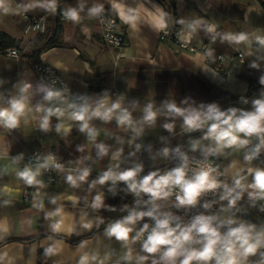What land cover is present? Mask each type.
<instances>
[{"label": "crops", "instance_id": "0c3cea01", "mask_svg": "<svg viewBox=\"0 0 264 264\" xmlns=\"http://www.w3.org/2000/svg\"><path fill=\"white\" fill-rule=\"evenodd\" d=\"M173 2L179 29L172 39L162 37V31L156 27L159 13H165V6L159 0H57L55 13L39 6L26 10V6L36 4L37 0H3L0 34L14 39L15 46L23 49V55L11 59L0 53V107H8L11 98L23 95L27 108L17 128L9 131L0 126V243L8 240L27 242L0 246V264H39L42 256L48 258L47 264H80L84 255L97 257L90 259L89 264H152L153 260L159 261V253L147 254L136 242L130 241L126 246L115 237L107 236L109 224L123 219L132 209H146L134 202L135 194L125 182L99 184L97 181L106 170L120 172L137 165L144 171L156 170L177 156L180 158L175 151L177 148L184 154L210 157L221 168V182L229 187L237 173L247 175L249 167L264 168V149L250 163L244 160L247 149H224L223 153L206 156L203 149L214 146L212 141L203 139L206 129L186 132L182 117L164 114L166 102H175L182 108L204 105L206 109L208 105L216 104L221 111L229 108L252 110V100L264 93V85L259 83V78L264 75V59L260 58L264 57V52L257 50L255 42L250 47L243 43L230 44L222 41V36L239 32L264 35L261 5L264 0ZM96 5L104 6L101 14L117 17L118 27L125 32L127 40L120 50L110 49L100 41L97 16H89L88 11ZM81 6L79 23H73L63 15L70 7ZM129 10H134L137 16L132 23L120 15L121 12L133 14ZM32 18L39 19V26L31 27ZM193 21H202L195 32L189 28ZM167 25L171 26L168 22ZM205 25H214L215 32H207ZM45 29H49L51 35L57 31L59 43L41 51L38 61L53 66L70 91L67 95L60 87L53 89L60 91L62 97L51 102L44 100L26 55L27 42ZM212 36L216 41L202 48ZM184 37L189 39L185 41ZM180 41L188 42L196 49L191 52L183 48ZM238 54L243 56V62L239 61ZM216 55L224 58L222 71L216 69ZM253 62L259 67H251ZM26 84L31 87L22 93ZM101 100H106L109 105L120 101L142 128L140 135L126 125H119L115 116L110 121L95 117L89 121V127L96 133L94 138L88 132L80 131L82 122L69 118L71 109L68 105L87 102L95 106ZM149 103L159 114L154 124H141ZM37 106L42 109L60 107L65 116L59 119L52 116L49 129L42 130L40 121L45 113L37 112ZM166 123L174 124L172 131L164 128ZM57 124L70 131L65 133L62 128L57 132ZM193 141H200V147L193 150ZM256 143L258 140L252 138L248 147ZM100 145L107 154L101 153ZM137 145H140L139 150ZM38 148L53 152L63 169L50 183L39 168L37 180L41 183L29 186L17 173L25 168L22 160L26 153ZM165 148L169 149L167 156L163 154ZM117 152L120 153L118 157ZM85 171L88 176L79 180ZM69 176L76 179L75 186L68 181ZM143 176L144 172L138 179ZM250 182L249 176L245 183ZM249 191L251 189L231 207L227 199L221 200L219 217L253 224L260 231L264 229V216L247 209V204L253 201ZM223 194L224 189L220 188V196ZM97 195L103 198L99 208L93 207ZM145 218L136 223L131 236L140 230ZM56 225L59 227H54ZM94 230L97 231L89 236ZM77 240L80 241L71 243ZM49 248L53 249L51 253L47 251ZM128 252L132 255L130 260L124 259ZM262 253L264 248L258 249L255 255L247 258L246 264H264ZM141 256L149 258L141 261Z\"/></svg>", "mask_w": 264, "mask_h": 264}, {"label": "clouds", "instance_id": "9594fccd", "mask_svg": "<svg viewBox=\"0 0 264 264\" xmlns=\"http://www.w3.org/2000/svg\"><path fill=\"white\" fill-rule=\"evenodd\" d=\"M2 4L3 0H0V6ZM36 6L55 13L57 0H37L36 4L26 6V10ZM82 10V6L79 8L70 7L64 11L63 15L73 23H79ZM88 11L89 16H98L104 11V6L96 5ZM129 11L133 14L125 15L121 12L120 15L126 22L132 23L137 19V16L134 14V10ZM166 17V13H159L156 22L158 30L167 29ZM201 24L202 21H193L189 25L191 32H195ZM205 29L209 33L215 32L214 25H205ZM183 39L187 41L189 37H184ZM222 41L236 45L243 43L249 47L255 42L258 46L257 50L264 52V35L246 32L228 33L222 36ZM208 55L211 56V51L208 52ZM260 58L264 59V57ZM250 66L253 68L259 67L255 62ZM259 83L264 85V75L259 78ZM30 87L31 85L26 84L21 89V92H25ZM39 90L44 93L45 101L51 102L62 97L60 91L52 90L51 88L41 87ZM25 100L26 97L23 95L19 98L13 97L8 101V107H0V126L8 129H15L19 126L20 119L27 108ZM243 102L247 103L248 101L243 100ZM68 107L71 109L69 118L82 122L80 131L88 132L92 138L95 137L96 133L94 129L89 127V121L94 117L103 121H110L115 116L119 125H126L131 128L137 136L142 131L140 125L133 120L131 112L123 108L120 101L109 105L106 100H101L95 106L87 102L79 105L71 103ZM164 109H166L165 115L183 118V129L186 132L206 129L203 139L210 140L214 144V146L203 149L206 156L223 153L224 149H247L244 160L250 163L264 149V93L261 94L260 98L252 100L251 111L237 108L221 111L216 104H210L206 109L204 105H201L200 108H182L178 107L175 102H166ZM36 111L45 113L40 121V128L45 131L49 129L52 116L57 117V119L65 116L64 109L60 107L42 109L37 106ZM158 114V111L154 110L153 105L149 103L144 109L143 120L140 123L154 124ZM62 128L65 133L70 131V128L62 124L56 125L57 132H60ZM164 128L172 131L174 124L166 123ZM252 138L258 140V143L249 148ZM99 147L102 154H107V150L103 145ZM136 147L139 150L140 145ZM198 147H200V141H193L192 149L195 150ZM175 151L181 156L184 163L164 174L153 171L138 179L143 167L137 165L120 172H113L110 169L97 181L101 185L107 181H112L113 183L117 181L125 182L128 189L137 197L141 193L147 194L149 200L145 203L151 205L147 211L132 209L130 214L123 219L109 224L106 230L107 236L115 237L127 246L130 241L134 243L141 240L144 233L148 232L146 239L142 243V251L147 254H160L159 261L153 260L152 264H246L249 256L255 255L258 249L264 248V229L257 231L256 226L253 224L239 222L232 218L222 219L216 215L203 214L195 216L190 224L182 225L179 217L171 213H161L159 211L160 205L156 202L166 200L173 194V190H178L175 207H194L202 194L214 192L219 188L224 189L221 200L227 199L230 207L234 206L248 189H251L248 192L251 200H264V168L249 167L247 175L237 173L232 186L229 187L217 179V176L213 174L215 169L212 167L200 168L189 176L186 163L187 156L180 152L179 148ZM163 154L167 156L169 149H163ZM119 155L120 153L117 152L116 157ZM49 163L51 161L46 159L35 171L25 167L17 173V176L29 186L40 184L41 181L37 180V176L40 174L39 168H46ZM55 166L57 168L60 167V165ZM87 176L88 172L85 171L78 179L83 181ZM249 176L251 177V182L245 183ZM67 179L75 186L76 179L72 176ZM102 203V196L97 195L93 207L99 208ZM136 203L139 205L140 201L137 200ZM204 207L209 208L210 205L205 204ZM145 217L155 221L154 227L149 231V225L146 223L142 229L136 232L135 236H131L130 234L134 231L136 223ZM54 227L58 228L59 226L56 225ZM85 227H91V225H85ZM221 229L226 230L221 231ZM47 251L51 253L53 249L49 248ZM261 255H264V253ZM148 258V256L139 257L141 261ZM90 259L96 260L97 257L92 256L90 258L88 255H84L80 258V264H89ZM124 259H132L131 252H128Z\"/></svg>", "mask_w": 264, "mask_h": 264}, {"label": "built area", "instance_id": "2783aa9c", "mask_svg": "<svg viewBox=\"0 0 264 264\" xmlns=\"http://www.w3.org/2000/svg\"><path fill=\"white\" fill-rule=\"evenodd\" d=\"M97 23L99 26V36L100 41L108 48L110 49H116L120 50L124 47L126 44V34L125 32L118 27L117 17L115 15L109 14V13H103L97 16ZM31 27L39 26V19L38 18H32L30 20ZM162 37L164 38H175L177 33H174L171 26H168L167 29L163 30L161 32ZM212 36L207 39L205 43L202 44V48H205L208 44L214 43L216 41L213 39ZM180 44L183 48H187L189 51H194L196 49L195 46L192 44H189L188 42L180 41ZM6 57L11 59L19 58L22 55L21 49L18 46H13L10 48L5 49L2 52ZM238 59L240 62H243V56L241 54H238ZM209 58V56H207ZM215 59L218 61L216 65V69L219 71H222V62L224 60L222 55H216ZM36 79L41 87L44 88H51L52 90L60 87L62 88L67 95H70V91L67 87L66 82L61 77L60 73L51 65L45 63L44 61H38L37 63L33 64L31 66ZM6 128V127H5ZM9 131H12L13 129H8ZM187 156V168H188V175L191 176L195 171H198L200 168H207L212 167L215 169L214 175L217 176L218 180H222V171L218 164L213 162L210 157H201L199 155L195 154H185ZM50 160L51 163H49L48 167L46 168H40L43 172V175L45 179L48 182H53L56 178L57 173L63 169L62 164L58 157L53 152H44L41 148H38L32 152L26 153L22 160V164L25 167H29L31 169L39 167V165L43 164L45 160ZM184 161L182 160L181 156L177 162L176 167L180 166ZM55 165H60L59 168H57ZM109 170H106L107 172ZM153 169L143 170L141 173H139V177L143 175V172L145 175L149 174L150 172H153ZM103 172V174L105 173ZM178 190H173V194L167 198L166 200H160L156 203L160 205L159 211L161 213H171L174 216H177L180 218V222L182 225H188L191 223L192 219L197 215H216L219 216V207L221 204V196H220V188L217 189L214 192H206L202 194L198 200V203L194 207H186V208H177L175 207L176 204V194ZM137 200H142L143 205L147 210L151 207V205L146 204L145 202L149 200V196L145 194L143 197L136 195L134 196V202ZM209 204V208H205L204 205ZM247 209L250 211H254L257 214L264 216V200L261 202H249L247 204ZM149 225V231H151V228L154 227L155 221L151 218L146 217L143 221L141 228H143L144 224ZM175 226V225H173ZM225 229H221L223 231ZM148 235V232L144 233V236L141 238V240L136 241L138 246L142 247L143 240L146 239ZM47 257L42 256L40 259L39 264H47Z\"/></svg>", "mask_w": 264, "mask_h": 264}, {"label": "trees", "instance_id": "16d2710c", "mask_svg": "<svg viewBox=\"0 0 264 264\" xmlns=\"http://www.w3.org/2000/svg\"><path fill=\"white\" fill-rule=\"evenodd\" d=\"M164 6H165V13L167 14V22L171 25L172 30L174 33H177L178 29H179V20L177 17V13H176V6L173 2V0H159ZM261 5L264 9V2H261ZM173 39V38H172ZM58 38H57V31L54 33V35H51V31L49 29H45L43 32L38 33L35 38L29 42H27L26 44V55L28 56V58L31 61V64H35L38 62V54L41 51L47 50L49 48H52L54 46H56L58 44ZM15 46V41L14 39H12L11 37H9L8 35L2 33L0 34V53H2L5 49L10 48ZM22 55H23V49H21ZM254 88V84H252V88L251 90ZM201 133V132H200ZM204 133V132H203ZM262 153V151H261ZM260 153V154H261ZM179 156H177V159H175L172 162H169L163 166H161L160 168L154 170L159 172V174H164L167 171H170L177 163ZM264 161V159H263ZM97 230H94L89 236H91L94 232H96ZM88 236V237H89ZM66 240L65 238H62ZM32 240H28V241H33ZM68 241V240H66ZM80 240H77L75 242H71V243H77ZM11 242H27V241H17V240H8L5 241L3 243H0V246L11 243Z\"/></svg>", "mask_w": 264, "mask_h": 264}, {"label": "water", "instance_id": "95a60500", "mask_svg": "<svg viewBox=\"0 0 264 264\" xmlns=\"http://www.w3.org/2000/svg\"><path fill=\"white\" fill-rule=\"evenodd\" d=\"M144 195H145V194L142 193V197H143ZM142 205H143V201L141 200V201H140V208L142 207Z\"/></svg>", "mask_w": 264, "mask_h": 264}]
</instances>
